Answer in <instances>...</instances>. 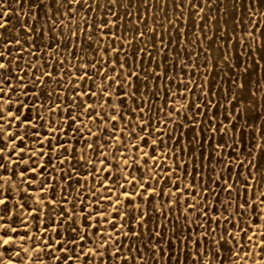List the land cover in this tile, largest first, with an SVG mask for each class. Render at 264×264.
I'll use <instances>...</instances> for the list:
<instances>
[{"label":"rangeland","instance_id":"rangeland-1","mask_svg":"<svg viewBox=\"0 0 264 264\" xmlns=\"http://www.w3.org/2000/svg\"><path fill=\"white\" fill-rule=\"evenodd\" d=\"M88 3L92 4V0H88ZM107 3L108 0H98L97 4L92 5L91 15H89L87 6L75 5L76 15L74 17L61 14L69 11L66 0L63 4L58 3L55 8H53L52 0H39L40 7H36L31 0H28L27 3L7 0L5 9L11 14L8 30L5 33L9 39L19 32L23 41L25 34L20 29V22L24 20L27 24L28 17H31L33 21L30 27L43 30L34 33L39 37L35 43L40 45V49L35 51L36 56L40 57L41 71L48 68L53 73L52 80L47 82L49 90L56 88L58 92L62 91L57 87L55 81L57 77L63 76L64 87L69 89V94H75L71 92L68 83L70 76L64 75L66 69H73V66L78 63L77 59H73L74 52L83 55L84 62H88V60L100 58L92 50L93 48L100 46V54L105 55L104 48L106 46L114 44L116 48H120L122 42L124 50L120 53V59L124 60L125 56L130 57L133 68L140 74L138 81L135 80V77L132 78L139 88L136 92V100L142 103L145 109L144 115H150L157 121L155 127L163 130L162 133H150L149 138L153 139L156 135L162 134L164 145L157 146V153L171 151L176 154L168 159L174 173L172 179L162 180L159 186L154 184V187H157V198L151 201V207L146 209L147 215L150 217L147 222L149 228H154L157 223L167 225L166 231L163 228L159 229L163 238L152 236L145 229L139 239L129 238L125 241L122 238L121 245L109 243L107 248L99 254H95V259L89 258L87 264H100L101 255H103L106 264H125L127 257H135L127 259V264H264V202H261L264 200V156H260L259 149H253L251 143L254 135L261 144H264V0H260L254 7L251 0H197L196 9L182 0H167V3L165 0H143V2L135 0V3L133 0H117L114 11L118 14L119 20L106 11ZM178 3L179 9H177ZM149 6H151L150 10ZM200 8H203V11L198 13ZM49 18L51 21H55V25L50 22ZM105 18L110 22V25H119L118 28L113 27V32L117 34L115 41L109 38L110 34L105 29L103 39H100L99 33H97L92 37V41L88 42L91 47L83 44L86 34L83 30L86 24H91L95 30L96 25ZM53 26L56 31L50 32L49 30ZM62 27L63 31L61 32ZM149 28L155 29V32H149ZM136 29L143 31L145 36L133 40V37L138 35ZM74 32L79 34V40L76 35H73ZM55 37L60 38L59 55L54 53L50 47ZM77 43L81 44L78 49L65 46ZM28 47L29 45L25 43L23 59L18 57L19 63L24 64L25 67L29 60L33 63L36 62V56L28 55L26 51ZM140 49L151 52L152 56H144L143 52L139 51ZM0 50L3 48L0 47ZM44 52H47L48 55L45 56ZM11 55L17 56V48H13ZM112 55L114 57L115 53ZM137 56H140L141 59L137 60ZM105 58H107L106 55ZM57 60L62 61L63 66L57 64ZM44 61H51V67H48ZM157 64L160 66L157 67ZM153 69H155L156 75H152ZM16 71L20 72L19 68ZM89 72L95 77L97 84L103 82L102 76L96 75L91 69ZM20 75H24V73H20ZM76 75L79 73L73 71L71 80L73 83L80 84V89L83 90L84 82L76 81L74 79ZM109 75L114 74L109 72ZM88 84L91 86L92 81H88ZM111 90L121 92L119 88ZM179 93L185 95H178ZM64 99L68 100V95H65ZM145 101L146 104L143 103ZM88 102L92 103V101ZM127 107L135 108V102L128 100ZM173 108L178 111L173 112ZM149 109L151 112L148 111ZM100 111L103 115V109ZM77 112H79V108H77ZM240 112L244 113L243 120L240 118ZM125 115L131 116L133 120L141 118L139 113L133 115L132 112H126ZM227 116H232L233 119L230 121L226 119ZM45 117L48 118L47 113H45ZM164 121H167V127H165ZM245 122L249 125L247 129L243 128ZM84 123L88 124L93 132H100L101 141L106 139L107 133L101 130L99 121L93 124L85 119ZM220 124H223L228 130V135L217 132L215 140L204 139V137H212V133L210 131L202 133L201 129H208L210 126L218 128ZM232 124H237L239 131L233 129ZM132 126L131 121L127 123V126L124 121H121L120 124V127H124L125 131H128ZM107 127L111 128V125H107ZM43 131L42 128L41 132L43 133ZM83 131L85 136L89 135L87 129ZM137 133L145 134L140 132L139 128H137ZM232 133H235L237 142L242 146L236 149L228 148L224 156L212 155L215 145L221 143V136H223L224 143L232 144V140L229 138ZM242 133L243 140H241ZM198 136L200 139H196ZM69 142L75 143L74 140L65 141V143ZM93 142H95V138H93ZM28 143L32 144V141L29 140ZM84 143L85 141H81L76 146L83 147ZM128 147L131 148V144ZM141 148L145 151L148 150L143 144H141ZM245 148L257 154L259 172L253 169L252 175L248 174L246 161L253 157L248 155ZM104 150L109 152L110 158L114 159L113 153L106 145ZM122 151L128 153L129 157L136 153L134 148L131 149V152L128 151V148H124ZM45 152H47V144ZM80 155H84V160L76 167V171L80 177H85L90 169V165L86 161L91 157L98 165L100 158L89 151L87 154H76L77 160L80 159ZM139 155L143 156V151ZM176 156L179 159H176ZM237 156H239V160L245 161L243 167L239 165ZM123 158L128 157L121 159ZM225 160H229L235 166L229 167L228 164H225ZM39 163L43 164L46 161L41 159ZM129 164H132L131 159H129ZM140 164L144 165V161L141 160ZM71 166L69 164V167ZM24 167L23 164L19 165V170L23 171ZM56 167L60 168L58 162ZM112 167H115V163ZM15 168L16 166L13 165V168L9 169V173ZM147 168L148 165H144L143 170L140 167H133L131 174L137 178L144 175V178L148 179L155 173L146 172ZM177 172L180 176L181 187H184L185 184H192L193 190L192 198L188 199L189 193L185 192L184 199L173 211L168 204L167 192L169 188L175 191L173 185L176 182L175 173ZM9 173H5V176H8ZM75 179L73 177L71 187L67 192H64V188L68 185L61 173L59 184L55 181L51 183L48 197L55 199L57 204H60L63 196H67L70 202L68 206L71 207V203H75L77 194L84 192V188H81ZM225 181L233 186L230 193L222 190ZM246 181L248 182L247 192H245ZM11 183L14 185L15 200L13 203L20 201L25 204L26 209L29 205L39 207V205H35L31 194H25L18 190L21 186L19 176H12ZM82 183L87 188L93 182L89 179ZM23 187L29 188V193H37L39 185L33 184L29 187L25 184ZM160 188L164 190L163 197H160ZM129 191L131 192L132 189L129 188ZM80 198L86 199L87 194L85 193ZM171 199L176 201L177 196H172ZM245 199L251 206L245 204L244 208L240 209L244 213L243 216L234 217L231 222L227 221L225 217L233 215L236 212L237 204L243 203ZM229 201H231L230 204H228ZM137 203H140L139 197H137ZM190 203L197 206L195 212L188 207ZM221 203L228 204V212H223L222 209L219 212L216 211L220 208ZM201 204L214 206L212 209H207V216L199 215ZM158 207L169 213L167 219L163 212L156 211ZM45 215L49 218L47 226L50 230V238L55 235L51 231V217H54L56 213H46ZM13 220L15 223L12 224V227L21 229V231L12 234L17 246H13V249L12 247L7 248L8 253L5 255L4 264H9L10 258L12 264H41V262L35 261L31 241L23 243L17 238L18 235L25 236L23 229L27 225L22 221H30L31 217L25 215L24 211H18L13 216ZM117 222L123 223L122 220ZM40 223L43 225L44 221L40 220ZM241 226L247 229V236L251 237L250 240L244 238V233H240L236 239H232L229 235V233L238 232ZM35 227L33 222L30 230L34 233ZM134 227L136 231H140L137 220L130 219L123 231L131 232ZM100 231L111 233L112 228L109 225L107 229L101 228ZM40 233H43V227L40 228ZM205 235L206 238H204ZM185 237H190V239L186 240L181 248L180 241ZM25 238L27 239V237ZM112 239L113 236L108 237L109 242ZM92 240H95V245ZM198 240L199 244H197ZM215 241H219V243H215ZM100 242L101 238L93 234L92 239L87 241L86 248L83 244L81 247L85 250L95 248ZM21 244L28 248L27 255L21 253L23 259L15 256V252L20 251L18 245ZM38 246L43 247L42 244ZM117 247H120L121 251L122 258L120 260L109 257L107 254L115 252ZM217 250L219 257L216 255ZM54 255L63 256L58 248ZM43 264H60V262L45 256ZM76 264H85L84 256L77 259Z\"/></svg>","mask_w":264,"mask_h":264},{"label":"snow or ice","instance_id":"snow-or-ice-1","mask_svg":"<svg viewBox=\"0 0 264 264\" xmlns=\"http://www.w3.org/2000/svg\"><path fill=\"white\" fill-rule=\"evenodd\" d=\"M17 2L27 3L28 0H17ZM31 2L36 7H40L39 0H31ZM64 2L65 0H52L53 8L58 3L63 4ZM182 2L191 4L193 9L197 7V0H182ZM258 2L260 0H251L253 7ZM66 3L69 11L61 14L72 15L74 17L76 15L75 5H80L81 7L87 6L89 15H91L92 5L97 4L98 0H92V4H89L88 0H66ZM133 3H135V0H133ZM165 3H167V0H165ZM116 4L117 0H108L106 11L119 20L118 14L114 11ZM6 7L7 0H0V47L3 48V50H0V264H4L5 255L8 253L7 248L12 247L13 249V246H17L16 241L12 238V234L19 233L21 229L12 227V224L15 223L13 216L18 211H24V214L30 216L31 220L22 221L23 224L27 225L23 229L25 236L18 235L17 238L23 241V243L31 241L33 245L32 251L35 253V261H39L41 264H43L45 256L59 261L60 264H76V260L84 256L85 264H87L89 258L95 259V254H99L103 249L107 248L109 243L121 245L122 238L125 241L129 238L139 239L145 229L152 236L163 238L159 229L163 228L166 231L167 225L157 223L154 228H149L147 222L150 220V217L147 215L146 209L150 208L151 201L157 198V187H154V184L159 186L162 180L172 179L174 173L172 166L168 163V159L176 154L171 151L157 153V146L164 145L162 134L156 135L153 139L149 138L150 133H162L163 130L155 127L157 121L150 115H144L145 109L142 103L136 100V92L139 88L132 78L135 77V80L138 81L140 74L133 68L130 57L125 56L124 60L120 59V53L124 50L123 43L121 42L120 48H116L114 44L106 46L104 52L107 58H105V55L100 54V46L93 48L92 50L100 58L91 59L88 62H84L83 55H78L74 52L73 59H77L78 63L73 66V69H66L64 75L70 76L68 83L71 92L75 94H69V89L64 87V83L62 82L63 76L57 77L55 81L57 87L62 89V91L58 92L56 88L49 90L47 82L52 80L53 73L48 68H44L41 71L40 57L36 56L35 51L40 49V45L35 43L39 37L34 33H39L43 30L30 27L33 21L31 17H28L27 24L24 20L20 22V29L25 34L23 41L20 38L19 32L12 39H9L5 33L8 30V21L11 14L5 10ZM177 9H179V3L177 4ZM56 11H59V9H56ZM202 11L203 8L198 9V13ZM128 15L131 14L128 13ZM141 17L143 18L142 13ZM49 19L55 25V21H51V18ZM113 27L118 28L119 25H110L107 18L98 23L95 30L91 24H86L83 30L86 33L83 44L91 47L88 42L92 41V37L97 35V33H99L100 39H103L105 29L110 34L109 38L115 41L117 34L113 32ZM49 31L55 32V26ZM60 31H63V27ZM135 31L138 35L134 36L133 40L145 36L143 31L139 29ZM148 31L155 32V29L149 28ZM73 35H76L77 40H79L78 33L74 32ZM25 43L29 45L26 50L28 55L36 56L35 63L31 60L26 62L27 67L19 63L18 60V57L21 60L23 59ZM65 46L78 49L81 47V44H68ZM14 47L17 48V56L11 55ZM50 47L54 53L59 55L61 47L60 38L55 37ZM139 51L143 52V55L146 57L152 56L151 52L144 49H140ZM113 53H115L114 57ZM43 54L45 56L48 55L47 52ZM136 58L137 60L141 59L140 56ZM44 63L48 64V67H51V61H44ZM56 63L63 66V62L60 60H57ZM105 64L108 66L105 67ZM13 65L15 66L13 67ZM159 66L157 64V67ZM17 68H19L20 72L16 71ZM89 69L96 75L102 76L103 82L97 84L95 77L90 75ZM73 71L79 73L74 79L84 82L83 90L80 89V84L72 82L71 76ZM109 72L114 75H109ZM20 73H24V75H20ZM152 75H156L155 69L152 70ZM90 80L92 81L91 86L88 84ZM112 88H119L121 92H114L111 90ZM65 95H68V100L64 99ZM178 95L183 96L185 94L179 93ZM78 97L79 99H77ZM128 100L135 102V108L127 107ZM88 101H92V103ZM143 103L146 104L147 102ZM77 108H79V112H77ZM101 109H103V115L101 114ZM148 111L151 112V109ZM175 111L178 110L173 108V112ZM126 112H132L133 115L139 113L141 118L133 120L131 116L125 115ZM45 113L48 114V118L45 117ZM165 115H168V113H165ZM240 118L243 120V112H240ZM85 119L93 124L99 121V127L107 133L104 141H101L100 132H93L89 125L84 123ZM226 119L231 121L233 117L227 116ZM121 121L125 122V126L131 121L133 126L128 131H125L124 127H120ZM163 123L167 127V121ZM107 125H111V128H108ZM248 126L247 122L243 124L244 129H247ZM42 128L44 129L43 133L41 132ZM137 128L145 134H138ZM232 128L239 131L237 124H232ZM84 129H87L88 136L84 135ZM205 131L212 133V137H204L206 140H215L217 132H221L224 135L229 134L223 124H220L218 128L210 126L208 129H201L202 133ZM93 138H95V142H93ZM229 138L232 140L231 145L224 143L223 136H221V143L215 145L211 154L224 156L228 148L236 149L242 146L237 142L235 133H232ZM196 139H200V137L198 136ZM243 139L244 135L242 133L241 140ZM29 140L32 141V144L28 143ZM66 140H74L75 143H65ZM81 141H85L83 147H77L76 145L80 144ZM113 141H115V144H113ZM251 143L252 148L259 149V155L264 156V144H261L260 140H257L254 135ZM46 144L47 152H45ZM129 144H131V148L128 147ZM141 144L145 145L148 150L142 149ZM105 145L113 153L114 159L110 158L109 152L104 150ZM124 148H128L129 152L134 148L136 153L129 157L128 153L122 151ZM89 151L100 158L98 160L99 166L90 157L86 161L90 165L88 174L85 177H80L76 171V167L84 160V155H80V159L77 160L76 154H87ZM142 151L143 156H140L139 153ZM245 151L248 150L245 148ZM248 155L253 157V159L246 161L248 174L252 175L253 169L259 172L257 154L248 151ZM122 157L128 158L121 159ZM41 159L45 160L46 163H39ZM129 159H131L132 164H129ZM176 159H179V157L176 156ZM236 159L239 161V165L243 167L245 161L239 160V156ZM141 160L144 161V165H148L145 171L155 173V175H151L148 179H145L144 175L137 178L131 174L133 167L144 169V165L140 164ZM57 162L60 164L59 169L56 167ZM224 162L229 167L235 166L229 160H225ZM113 163H115L114 168L112 167ZM21 164L25 166L23 171L19 170V165ZM69 164L72 166L69 167ZM13 165L16 168L9 173V169L13 168ZM5 173H9V175L5 176ZM53 173H56V175H53ZM61 173H63V179L68 185V187L64 188V192H67L68 188L71 187L73 177L76 178L75 182L79 183L81 188H84V192L77 194L75 203H71V207L68 206L70 202L67 196H63L60 204H57L55 199L48 197L51 183L55 181L59 184ZM102 173L104 175H101ZM175 175L176 182L173 185L175 191L169 188L167 192L169 198L168 204L172 207L173 211L184 199L185 192L189 193L188 199L192 198L193 190L192 184H185L184 187H181L179 173L177 172ZM12 176H19L21 186L18 190L23 191L25 194H31L35 205H39L38 208L34 205H29L26 209L25 204L20 201L13 203L15 197L13 196L14 185L11 183ZM185 176H187V173H185ZM28 177L34 178L29 179ZM89 179L93 183L85 188L82 181ZM247 183L246 181L245 192H247ZM25 184L29 187L33 184H38L37 193H29V188L23 187ZM129 188L132 189L131 192ZM222 190L230 193L233 190V186L225 181ZM85 193L87 194V198L81 199L80 197L84 196ZM159 194L160 197L165 195L163 188H160ZM172 196H177L176 201H172ZM137 197H139L140 203H137ZM261 202H264V200ZM230 203L231 201L228 202V204ZM228 204L221 203L220 208L216 209V211L219 212L222 209L223 212H228ZM245 204L251 206L249 201L245 199L243 203L237 204L236 212L233 215L225 217V219L231 222L234 217H242L244 213L240 209H243ZM188 207L195 212L197 206L190 203ZM213 207L210 204H201L199 215L207 216V209H212ZM156 211L163 212L165 219H167L169 213L164 211L163 208L158 207ZM53 212L56 215L51 217V231L55 235L49 238L50 230L47 226L49 218L45 214ZM37 217H39V220H37ZM130 219L137 220V226L140 231H136L135 227L131 232L123 231ZM40 220L44 221L43 225L40 223ZM118 220H122L123 223H118ZM33 222L36 226L35 233L30 230ZM109 225L112 228L111 233L100 231L101 228L107 229ZM217 226L219 227L220 225L218 224ZM41 227H43V233H40ZM233 227H235L234 224ZM212 231L214 232L215 230L213 229ZM240 233H244V238L251 239V237L247 236V229L243 226L240 227L238 232L229 233V235L232 239H236ZM93 234L100 237L101 242L95 248H87L85 250L86 243L92 239ZM109 236H113L110 242L108 240ZM204 238H206V235ZM188 239L190 237L181 239V248ZM92 243L95 245V240H92ZM215 243H219V241H215ZM40 244L43 247H39L38 245ZM82 244L85 245V248L81 247ZM197 244H199V240ZM18 247L20 251L15 252V256L23 259L21 253L27 255L28 248L24 247L23 244L18 245ZM57 248L63 254L62 257L54 255ZM69 253H72V255H69ZM107 254L109 257H114L117 260L122 258L120 247H117L115 252ZM140 254L141 256L143 255L142 252ZM216 255L219 257L218 250ZM134 258H125V264H127V259ZM9 264H12L11 258L9 259ZM100 264H106L103 255L100 256Z\"/></svg>","mask_w":264,"mask_h":264}]
</instances>
